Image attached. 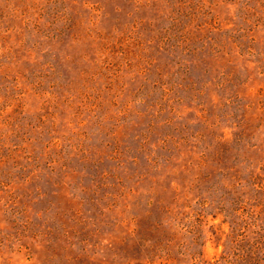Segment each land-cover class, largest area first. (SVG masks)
<instances>
[{
  "label": "rangeland",
  "instance_id": "1",
  "mask_svg": "<svg viewBox=\"0 0 264 264\" xmlns=\"http://www.w3.org/2000/svg\"><path fill=\"white\" fill-rule=\"evenodd\" d=\"M0 264H264V0H0Z\"/></svg>",
  "mask_w": 264,
  "mask_h": 264
}]
</instances>
